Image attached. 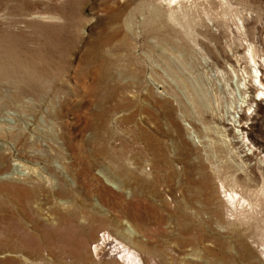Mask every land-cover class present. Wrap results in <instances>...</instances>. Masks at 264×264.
Segmentation results:
<instances>
[{
    "label": "rangeland",
    "instance_id": "rangeland-1",
    "mask_svg": "<svg viewBox=\"0 0 264 264\" xmlns=\"http://www.w3.org/2000/svg\"><path fill=\"white\" fill-rule=\"evenodd\" d=\"M224 3L149 22L145 0H0V264H125L111 244L93 256L103 231L139 264H264V195L245 218L216 177L262 183L264 89L236 103L244 66L264 78V0ZM232 113L250 119L256 178Z\"/></svg>",
    "mask_w": 264,
    "mask_h": 264
},
{
    "label": "bare ground",
    "instance_id": "bare-ground-1",
    "mask_svg": "<svg viewBox=\"0 0 264 264\" xmlns=\"http://www.w3.org/2000/svg\"><path fill=\"white\" fill-rule=\"evenodd\" d=\"M147 1V5H145L140 12L144 11L145 13H147L148 15V21H155L156 18H158L161 15L166 16L168 19H170L171 21H175L174 16H175V11L173 6L175 5H179L181 2H183V0H145ZM197 1V0H195ZM200 1V0H199ZM209 1V0H208ZM221 3H224L226 0H219ZM186 2V1H185ZM191 2V1H190ZM144 3V2H143ZM142 3V4H143ZM194 3V2H192ZM140 3V5H142ZM198 4V3H197ZM225 4V3H224ZM191 6V5H190ZM176 7V6H175ZM204 7V6H203ZM107 8V7H106ZM122 8V7H121ZM195 8V7H194ZM202 8V7H201ZM222 8V7H221ZM232 8V7H231ZM230 8V9H231ZM119 9V7H118ZM205 9V8H203ZM207 9V8H206ZM191 10V9H190ZM209 10V9H208ZM211 10V9H210ZM107 11V10H106ZM228 11V10H227ZM232 12V11H231ZM43 14V13H42ZM48 14V13H47ZM196 14V13H195ZM221 14V13H220ZM227 14V13H225ZM53 15V14H52ZM211 15V14H210ZM224 15V14H223ZM51 16V15H50ZM197 16V15H196ZM206 16V15H205ZM44 17V16H43ZM49 17V16H48ZM118 17V16H117ZM143 17V16H142ZM163 17V16H162ZM198 17V16H197ZM207 17V16H206ZM212 17V16H211ZM230 17V16H229ZM46 18V17H45ZM44 18V19H45ZM110 18V17H109ZM183 18V17H182ZM185 18H188L187 16ZM225 18V17H224ZM49 19V18H48ZM52 19V18H51ZM164 19V18H163ZM166 19V18H165ZM167 19V20H168ZM238 19V18H236ZM247 19V18H246ZM144 20V19H143ZM180 20V19H179ZM207 20V27L208 26H213V21L210 19H206ZM160 21V20H159ZM187 21V20H186ZM216 21V20H215ZM147 22V21H146ZM169 22V21H168ZM224 22V21H223ZM227 22V21H226ZM247 22V21H246ZM184 23V22H183ZM182 23V24H183ZM188 23V22H187ZM197 24V22H195ZM158 24V23H157ZM165 24V23H164ZM175 26V25H174ZM223 27V26H222ZM237 30L239 31H244V26L242 24V21L240 19H238V24H237ZM158 28V27H157ZM211 28V27H210ZM235 28V27H234ZM172 29V28H171ZM201 29V28H200ZM218 29V28H217ZM235 30V29H234ZM173 31V30H172ZM186 31V30H185ZM216 30L214 29V32ZM219 31V30H218ZM241 31V32H242ZM182 32V31H181ZM200 32V31H199ZM244 34V33H243ZM191 35V34H190ZM192 36V35H191ZM212 36V35H211ZM111 37V36H110ZM244 37V36H243ZM189 38V37H188ZM216 38V37H215ZM196 39V38H195ZM212 39V38H211ZM198 40V39H197ZM244 40V39H243ZM194 41V40H192ZM170 42V41H169ZM211 42V40H210ZM233 42V41H232ZM173 43V41H172ZM198 43V42H197ZM228 43V42H227ZM231 43V42H230ZM213 44V43H212ZM246 47L244 49V54H242L244 59H249L250 62H252V64H257L255 61V57L257 56L256 53V49L255 46L252 45L251 43H245ZM105 45V44H104ZM172 45V44H171ZM186 45V44H185ZM228 45V44H227ZM177 46V45H176ZM194 46V45H193ZM197 46V45H196ZM233 46V45H232ZM237 46V45H236ZM245 46V45H244ZM104 47V46H103ZM183 47V46H182ZM180 48V46H179ZM185 48V46H184ZM229 48V47H228ZM178 49V48H177ZM181 49V48H180ZM197 49V48H196ZM236 49V48H235ZM235 49H230V51L232 52V56H235L234 52ZM179 50V49H178ZM229 51V52H230ZM185 52V51H183ZM176 53V52H175ZM181 53V51L179 52ZM222 53V52H221ZM236 53V52H235ZM180 55V54H179ZM183 55V54H182ZM181 56V55H180ZM176 57V56H175ZM179 57V56H178ZM183 57V56H182ZM194 57V56H193ZM198 57V56H197ZM237 57V56H236ZM239 58V57H238ZM237 58V59H238ZM236 59V60H237ZM182 60V59H181ZM230 60V59H229ZM185 61V60H184ZM190 61V60H189ZM214 63H216V59H213ZM244 61V60H243ZM168 62V61H167ZM212 62V61H211ZM218 62V61H217ZM239 62V61H238ZM186 63V62H185ZM171 64V63H170ZM197 64V63H196ZM188 66V65H186ZM173 67V66H172ZM168 68V66L166 67ZM187 68V67H186ZM185 68V69H186ZM169 71V70H168ZM238 71V69H237ZM235 70L232 67V73L235 74ZM243 73L246 74V77L249 78H245L243 81V83H241V90L243 89V93H242V99L240 100V102H237L236 104L239 105V107H237V110H241L244 114V112L248 111L250 108H252V104L255 103L254 97L255 95H258L259 99L262 98L263 95V89H264V78H261L263 76V74L260 72V70L257 69V67L252 66V71H249L246 69V66L243 67ZM258 84L260 85L263 89H255L253 88L252 85ZM245 89V91H244ZM252 93V94H251ZM247 94V96H246ZM253 96H251V95ZM202 102V101H201ZM197 103V102H196ZM199 103V102H198ZM198 106V105H197ZM202 107V106H201ZM199 108V106L197 107ZM235 109V106H234ZM233 109V111H234ZM201 110V109H200ZM200 112V111H199ZM238 113V112H237ZM203 115V114H202ZM233 118L235 117V115L232 113ZM242 115H237V119L234 118L232 119L233 123H237V131L240 132V141H243L246 146L247 149L245 152L240 151V150H234L235 152V158L236 160H241V163L244 164L243 166L246 168V170L250 169L252 171V175L256 178L254 172H253V168H251L249 166V164L245 163L249 157L248 155L253 154V148L254 146L251 145V142L249 141V133L248 130L250 129H244L245 127H243L242 123H245L244 121H248L250 120L248 117L246 119L243 118ZM236 119V120H235ZM224 131H230V133L233 134V132L226 127H223ZM229 134H227L226 136H228ZM234 135V134H233ZM229 141V140H228ZM239 140H234V144H232L233 146L238 145ZM235 148V147H234ZM237 148V146H236ZM257 170H259L258 166L256 167ZM255 168V169H256ZM237 169L235 170L234 167L232 168L231 171L226 172L225 174L222 173V175H220L219 171L216 172V177L218 179V187L219 190L222 191L224 194V196L226 195L227 198V203L226 205L228 206V203L230 205H233L235 200H239L241 202H243L244 204H246V208L245 210L248 211V216H245V218H249L252 215V212L250 210V206H253V203L250 199H245L246 197H249L250 194H253V192L258 191L257 194H262L264 195V178L263 175L264 173L262 171H260V177H261V185L258 187V189H251V187H249L250 183L253 179H251L249 177V179H246V177L244 176L243 178H240L237 176L236 174ZM222 181V182H221ZM243 184L246 188H242L240 194H243V197H240V195L234 191L233 189H235V184ZM229 185H232V190H230L228 193L225 191ZM17 189H19V191H22L25 195H29L32 194L31 190H26L25 188H23V186H19L16 187ZM24 190V191H23ZM30 191V192H28ZM227 193V194H226ZM242 203V204H243ZM241 204V206H243ZM188 216V215H187ZM83 219V218H82ZM189 219V218H188ZM193 219V218H192ZM68 220V219H67ZM187 220V219H186ZM65 223V222H64ZM194 223V222H193ZM198 223V222H197ZM191 224V223H190ZM194 227V226H193ZM199 228V227H198ZM200 229V228H199ZM186 230V229H185ZM192 230V229H191ZM197 230V229H195ZM201 230V229H200ZM198 232V231H197ZM70 233V232H69ZM74 233V232H73ZM67 235V234H66ZM72 235L74 236V234H68V236L72 237ZM62 236V235H61ZM209 236V235H208ZM57 237V236H56ZM197 237V236H196ZM199 237V236H198ZM206 239V238H205ZM237 239V238H236ZM197 240V239H196ZM219 240V239H218ZM192 240L190 239V242ZM93 243V242H92ZM204 243V242H203ZM106 244H111L113 248L117 249V259L120 260L121 262L125 263V264H139L140 261L137 258V255L135 254V252L133 250H131L130 248H128L125 244L121 243L120 241H118L117 239H115L114 237H112L107 231H103L100 233V238L97 240V242H95L94 244H92L91 246V251L94 257H98V254L100 253V251H102L104 245ZM193 244V243H192ZM197 244V243H196ZM117 245H120L119 247H117ZM215 245V244H214ZM223 245V244H222ZM227 246V245H226ZM222 247V246H221ZM228 247V246H227ZM210 250V249H209ZM261 256V260L264 262V251H262L260 253ZM90 261V260H89Z\"/></svg>",
    "mask_w": 264,
    "mask_h": 264
},
{
    "label": "built area",
    "instance_id": "built-area-1",
    "mask_svg": "<svg viewBox=\"0 0 264 264\" xmlns=\"http://www.w3.org/2000/svg\"><path fill=\"white\" fill-rule=\"evenodd\" d=\"M100 236V235H99Z\"/></svg>",
    "mask_w": 264,
    "mask_h": 264
}]
</instances>
